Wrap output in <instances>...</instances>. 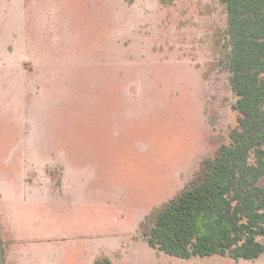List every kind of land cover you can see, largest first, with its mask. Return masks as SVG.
<instances>
[{"label": "rangeland", "instance_id": "1", "mask_svg": "<svg viewBox=\"0 0 264 264\" xmlns=\"http://www.w3.org/2000/svg\"><path fill=\"white\" fill-rule=\"evenodd\" d=\"M231 50L221 0H0V233L35 242L10 264H264L145 237L238 126Z\"/></svg>", "mask_w": 264, "mask_h": 264}, {"label": "trees", "instance_id": "2", "mask_svg": "<svg viewBox=\"0 0 264 264\" xmlns=\"http://www.w3.org/2000/svg\"><path fill=\"white\" fill-rule=\"evenodd\" d=\"M228 15V68L238 126L214 158L156 217L146 242L169 256L264 254V0H221ZM95 264H111L107 258Z\"/></svg>", "mask_w": 264, "mask_h": 264}, {"label": "crops", "instance_id": "3", "mask_svg": "<svg viewBox=\"0 0 264 264\" xmlns=\"http://www.w3.org/2000/svg\"><path fill=\"white\" fill-rule=\"evenodd\" d=\"M74 174H75V172H73V175ZM73 175H72V178H73ZM146 216H147V213L145 212V214H143V216L136 221L135 227H136L137 223H140L142 221V219ZM115 233L117 234V232H112L111 234H115ZM107 237H112V236L110 234H108ZM33 243H35V242L34 241H27V240L15 241L7 250V249H5V246H4L3 236L0 233V264H10V255H11V252H13V250H16L20 245L29 246V245H32ZM107 257L110 258L109 256H107ZM99 259H100V257H94V258L90 259L87 264H95V262ZM14 261H15L14 262V264H15L17 262V260L15 259ZM16 264H29V262L23 261L22 263L17 262ZM30 264H64V262H62V261L59 262V260L54 259L53 256H51L50 258H45L43 260H42V258H40L37 261L30 263Z\"/></svg>", "mask_w": 264, "mask_h": 264}]
</instances>
